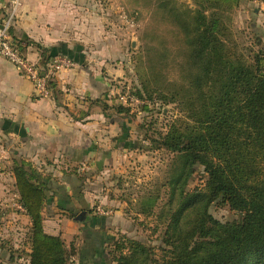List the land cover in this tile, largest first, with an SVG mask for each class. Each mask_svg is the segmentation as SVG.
I'll return each mask as SVG.
<instances>
[{"label":"trees","instance_id":"obj_1","mask_svg":"<svg viewBox=\"0 0 264 264\" xmlns=\"http://www.w3.org/2000/svg\"><path fill=\"white\" fill-rule=\"evenodd\" d=\"M161 7L183 37L189 61L199 67L186 85L171 83L163 89L147 80L141 84L148 97L156 94L164 102H175L182 112L153 140L177 160L166 182L162 245L113 237L107 259L110 264H264V53L257 51L255 62L246 58L220 16L224 8L207 14L203 7L186 9L192 12L188 19L174 0H163ZM37 47L43 65L56 55L77 63L73 52ZM50 86L55 97L53 80ZM136 94L142 96L141 91ZM107 106L120 114L130 110L102 101L103 109ZM199 167L206 174L203 187L185 189ZM11 173L17 201L30 221L27 264H70L74 249L43 228L42 207L52 178L23 159L14 161ZM158 198V193L140 198V213L152 214ZM213 203L227 205L238 217L215 219L208 212Z\"/></svg>","mask_w":264,"mask_h":264},{"label":"rangeland","instance_id":"obj_2","mask_svg":"<svg viewBox=\"0 0 264 264\" xmlns=\"http://www.w3.org/2000/svg\"><path fill=\"white\" fill-rule=\"evenodd\" d=\"M89 1L101 7L99 14H103V17L100 18V28L114 38V41L105 43L107 57L103 60L106 67L103 64L102 71L109 89L102 98L110 105L121 103L129 106L130 110L120 114L116 107L107 106L108 117L120 119L124 124L120 134L114 137L123 149L114 150L110 158L101 162V168L91 165L89 169L80 171L82 176L79 177L85 181L84 193L88 195L93 215L106 216V230L110 239L124 236L158 248L162 245L164 225L161 220L166 216L164 211L169 193L166 182L177 160L169 151L157 148L153 140L160 133L165 134L171 123L182 116V112L175 102H164L156 94L148 97L142 92L141 84L147 80L151 86L163 89L171 83L186 85L199 67L189 61L183 37L161 7L163 0ZM174 1L188 19H191L192 12L190 14L186 9L203 7L207 14L212 8H224L220 16L230 27L246 58L255 62L257 51L264 53V0ZM88 45L92 48L97 43L89 42ZM108 66L115 67L112 76L108 74ZM137 91H141V97H138ZM133 98L139 102L133 103ZM124 127L129 134L123 133ZM67 170L69 173L74 172L70 171V166ZM50 174L45 173L52 177ZM205 179L206 174L199 167L185 189L203 187ZM7 193L11 194L10 208L15 210L13 192L8 190ZM155 193H158L159 198L153 213H140V198ZM1 207L0 204V212L4 211ZM208 212L221 222L238 217L227 205L219 203L211 204ZM80 213L69 214L72 224L59 231L66 247H72L76 253L70 258V264H75L77 252L82 260L88 259L89 255L86 250L81 251V223L77 220ZM22 226V230H0V262L3 264H25L24 249L28 236L27 226ZM105 248L107 251L112 250V242L106 244Z\"/></svg>","mask_w":264,"mask_h":264},{"label":"crops","instance_id":"obj_3","mask_svg":"<svg viewBox=\"0 0 264 264\" xmlns=\"http://www.w3.org/2000/svg\"><path fill=\"white\" fill-rule=\"evenodd\" d=\"M99 10L101 7L89 0H21L10 32L22 43L27 58L43 65L39 44L58 53L73 52L78 59L74 66L55 74V97L35 94L30 80L0 56V204L4 210L0 212V230H22L25 224L28 231L30 225L24 211L10 208L11 194L7 193L12 190L13 203L17 204L11 166L23 159L42 175L52 173L42 207L45 232L59 234L60 229L72 224L69 211L82 213L77 217L82 231L81 251L86 250L89 255L82 260L77 252L75 264H110L105 248L111 241L106 216L88 213L91 203L79 172L91 165L101 168V162L110 158L114 150L123 149L114 137L124 124L108 117L109 109L102 107V95L109 89L102 71L103 59L107 57L104 48L114 38L100 28L103 14ZM3 17L0 9V22ZM89 42L97 45L89 48ZM106 69L109 76L115 72V67ZM125 129L123 133L129 134ZM68 166L74 172L66 171ZM26 244L25 264L30 247L28 237Z\"/></svg>","mask_w":264,"mask_h":264},{"label":"built area","instance_id":"obj_4","mask_svg":"<svg viewBox=\"0 0 264 264\" xmlns=\"http://www.w3.org/2000/svg\"><path fill=\"white\" fill-rule=\"evenodd\" d=\"M8 3V6H5ZM21 0H0V9L4 17L0 22V56L10 61L17 71L32 83L35 94L40 97H53L50 81L55 74L63 69L70 68L75 62L64 55L51 57L44 65L33 62L27 58L22 49V43L11 35L10 28L19 13ZM131 101L139 102L137 98ZM2 157L0 156V166ZM16 207L23 211L22 206L17 203Z\"/></svg>","mask_w":264,"mask_h":264}]
</instances>
